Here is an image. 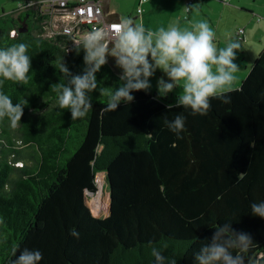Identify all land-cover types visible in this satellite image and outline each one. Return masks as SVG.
Returning a JSON list of instances; mask_svg holds the SVG:
<instances>
[{
  "label": "trees",
  "instance_id": "trees-1",
  "mask_svg": "<svg viewBox=\"0 0 264 264\" xmlns=\"http://www.w3.org/2000/svg\"><path fill=\"white\" fill-rule=\"evenodd\" d=\"M29 15L0 14V47L25 42L32 57L27 83L5 81L2 89L27 105L17 127L0 122V264H12L25 248L43 254L40 264H155L149 242L176 264H196L195 254L225 222L251 236L243 256L255 264L264 254V219L250 210L264 201V43L226 93L231 102L212 99L207 115L168 109L178 97L149 90L109 111L97 89L93 109L72 120L53 85L66 82L61 58L73 75L83 72L84 51L39 37ZM120 76L108 62L96 73L110 89ZM178 113L186 117L179 138L165 124ZM103 172L111 199L109 215L107 195L100 200L104 217L93 213L95 176L102 187Z\"/></svg>",
  "mask_w": 264,
  "mask_h": 264
},
{
  "label": "clouds",
  "instance_id": "clouds-1",
  "mask_svg": "<svg viewBox=\"0 0 264 264\" xmlns=\"http://www.w3.org/2000/svg\"><path fill=\"white\" fill-rule=\"evenodd\" d=\"M189 10L184 7L185 13ZM75 43L84 51L83 72L73 75L61 58L58 69L66 82L53 85L59 108L67 109L72 120L84 118L93 109L91 93L97 89L107 96L106 110L115 111L122 102H133L131 93L149 90V79L157 69L167 77V80L163 77L157 80L160 96L181 88L177 102L168 105V109L183 106L193 115L204 116L211 110L212 99H222L225 104L231 102L226 93L231 91L235 74L240 70L234 62L240 44L229 39L220 47L215 31L206 20L194 23L191 29H181L173 23L154 31L131 18L120 17L115 26L93 27ZM28 49L29 44L25 42L0 47V122L7 119L12 127L20 124L27 100L13 103L2 89L5 81L27 83L32 59ZM108 57L122 71V83L115 89L102 87L96 79V73L107 64ZM165 124L178 138L186 131V117L182 113L171 121L165 117ZM250 210L254 216L264 219V201L251 203ZM3 223L0 217V224ZM70 234L74 238L80 235L75 229ZM253 245L249 234L237 233L225 222L216 226L210 242L202 244L195 261L196 264H245L243 253ZM149 246L155 264H176L175 257L166 256L163 248L152 246L151 242ZM16 251L13 249V255ZM42 259L39 250L25 248L12 264H40Z\"/></svg>",
  "mask_w": 264,
  "mask_h": 264
},
{
  "label": "crops",
  "instance_id": "crops-1",
  "mask_svg": "<svg viewBox=\"0 0 264 264\" xmlns=\"http://www.w3.org/2000/svg\"><path fill=\"white\" fill-rule=\"evenodd\" d=\"M126 1L128 4L124 8L122 7L124 12L121 13L110 5L111 0H102L104 17L107 20L116 21H119L120 17H128L137 23H143L146 28L154 31L159 27L167 28L173 23L178 24L181 29H191L194 23L206 20L215 31L217 38L220 37L221 40L223 35L219 32V26L223 22V16L229 18L232 15L229 27L233 34L229 36L230 38L233 35L239 42L242 41L249 45L255 44L253 51L256 49V53L260 52L261 45L263 46L264 43V38H262L264 35V18H261L264 17V0H193L187 18H183V6L187 0H146L141 5L143 9L141 14L136 13L138 0ZM224 11L226 12L224 13ZM237 28L243 29V36L245 37L243 40L236 37ZM226 38L228 37L226 36ZM108 59L111 61L113 58L108 57ZM113 66L115 67L114 70L122 74L116 63H113ZM246 72L242 71V74H238L237 79H242ZM238 83L240 82L234 81L231 88L237 87Z\"/></svg>",
  "mask_w": 264,
  "mask_h": 264
},
{
  "label": "built area",
  "instance_id": "built-area-1",
  "mask_svg": "<svg viewBox=\"0 0 264 264\" xmlns=\"http://www.w3.org/2000/svg\"><path fill=\"white\" fill-rule=\"evenodd\" d=\"M145 1L138 0L137 14L142 13L141 5ZM28 2L29 0H20L15 11H29L28 21L36 26V35L52 41L66 51H69L71 47H77L75 41L81 39L83 34L93 27L115 26L119 23L104 17L102 0H31V6H28ZM192 2L193 0H187L183 10L184 7L191 9ZM189 11L187 13L184 11L183 18H187ZM15 34V29L10 30V36ZM236 34L238 39L243 40L242 28H239Z\"/></svg>",
  "mask_w": 264,
  "mask_h": 264
},
{
  "label": "rangeland",
  "instance_id": "rangeland-1",
  "mask_svg": "<svg viewBox=\"0 0 264 264\" xmlns=\"http://www.w3.org/2000/svg\"><path fill=\"white\" fill-rule=\"evenodd\" d=\"M19 1L20 0H0V14H2V12L9 13L11 11H14L17 8V5H18V2ZM130 3L132 4L131 1H130ZM127 4H128V2L126 0H111V2H110V5L113 6V7H115L118 10V12H121V13L123 11L122 7L124 8V6H126ZM225 12L226 11H224V13ZM231 17H232V15H231ZM231 17L226 18V16H223V22L219 26V32H221V34L223 35V37L221 36L222 39L220 40V37L217 38V35H216V42H217V44L220 47H223L225 45V43L229 39L235 40V41H237L240 44V49L236 53V60L234 62L238 65V67L240 69L235 74V76H236L235 81L236 82H241V80L247 74V72L249 70L248 68L250 67V65L252 64V62L254 61V59L257 57V55L259 53H256V49H255V51H253L255 44L249 45V44H245L242 41L239 42L238 40H236L235 37H233V35H232V38L229 37V36H231V34H233V31L229 27L230 26V23H231ZM261 18L263 19L264 17L262 16ZM237 25H240V24L237 23ZM226 36L228 38H226ZM244 38L245 37L243 36V39ZM262 38H264V35H263ZM263 41H264V39H263ZM262 48H263V46L261 45L260 51L262 50ZM113 63H116L114 59H111V61L108 59V64L114 69L115 67L113 66ZM242 71H247V72L245 73V75H244V77L242 79H237L238 78L237 77L238 74L239 75L242 74ZM162 77L165 80H167V77L165 76V74L163 72H161L159 69H157L156 72L154 73V75L149 79V83L151 84V88L149 89V91H151L152 93H155L156 96H158V97H164V96H160L158 94V91H157V80L160 79V78H162ZM238 84H240V83H238ZM180 93H181V88L180 87H177L176 90H173V92L167 94L166 95V98L167 99H170V100H174L175 98L179 97ZM15 165H17V164H15ZM98 173H100V172H98ZM98 173L95 176V183H96V187H97V192H96L95 195H98L99 194V197H100L99 199L101 200V198H103V196H105V195H107V197H108V190H107V183H106V179H105V173L103 172L104 174H103L102 187H100V185H99V183H98V181L96 179ZM96 198L97 197H94V199H93L95 206H96V200H95ZM89 200H90V203H92V200L90 198V195H89ZM91 206L93 207V204H91ZM95 206H94V208H95ZM93 213L94 214H97L98 216H103L104 217V215L102 214V212L100 210H99V212H98V210L95 212L94 209H93ZM255 264H264V254H259L257 256L256 263Z\"/></svg>",
  "mask_w": 264,
  "mask_h": 264
},
{
  "label": "bare ground",
  "instance_id": "bare-ground-1",
  "mask_svg": "<svg viewBox=\"0 0 264 264\" xmlns=\"http://www.w3.org/2000/svg\"><path fill=\"white\" fill-rule=\"evenodd\" d=\"M97 181H98V183H99V185H100V187H101V179H100V177L98 176V178H97ZM92 195V194H91ZM94 197H97L95 200H96V206H95V209H96V211L98 210L99 211V209H100V197H99V194L98 195H95Z\"/></svg>",
  "mask_w": 264,
  "mask_h": 264
},
{
  "label": "water",
  "instance_id": "water-1",
  "mask_svg": "<svg viewBox=\"0 0 264 264\" xmlns=\"http://www.w3.org/2000/svg\"><path fill=\"white\" fill-rule=\"evenodd\" d=\"M108 185V184H107ZM88 193V195H91V194H93L92 192H87ZM108 199H109V205H108V215L110 214V195H109V193H108Z\"/></svg>",
  "mask_w": 264,
  "mask_h": 264
}]
</instances>
